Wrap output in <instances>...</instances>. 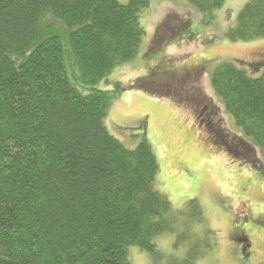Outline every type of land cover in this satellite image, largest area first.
Here are the masks:
<instances>
[{
    "label": "trees",
    "instance_id": "1",
    "mask_svg": "<svg viewBox=\"0 0 264 264\" xmlns=\"http://www.w3.org/2000/svg\"><path fill=\"white\" fill-rule=\"evenodd\" d=\"M187 1L213 20L226 0ZM149 4L0 0V264H133L130 244L156 256L149 264H197L215 246L200 200L175 209L156 187L147 136L128 147L109 131L105 118L124 88L95 87L138 53ZM227 36L264 37V0H248ZM211 83L264 149V73L223 61ZM167 231L175 247L187 243L183 257L158 249Z\"/></svg>",
    "mask_w": 264,
    "mask_h": 264
},
{
    "label": "rangeland",
    "instance_id": "2",
    "mask_svg": "<svg viewBox=\"0 0 264 264\" xmlns=\"http://www.w3.org/2000/svg\"><path fill=\"white\" fill-rule=\"evenodd\" d=\"M247 1L226 0L211 20L187 0H150L138 53L95 84L124 88L106 125L128 147L147 136L160 165L156 187L174 208L192 198L202 203L216 244L197 264H264V149L237 126L211 83L223 61L264 73V37L227 36ZM194 231L202 234L200 226ZM175 240L170 231L155 238L166 257H183L188 245ZM128 257L133 264L157 259L137 244Z\"/></svg>",
    "mask_w": 264,
    "mask_h": 264
}]
</instances>
